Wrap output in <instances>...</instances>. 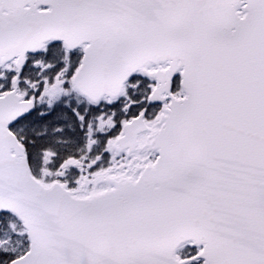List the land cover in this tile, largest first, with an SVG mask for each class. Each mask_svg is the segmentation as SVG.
Listing matches in <instances>:
<instances>
[{
	"label": "snow or ice",
	"instance_id": "obj_1",
	"mask_svg": "<svg viewBox=\"0 0 264 264\" xmlns=\"http://www.w3.org/2000/svg\"><path fill=\"white\" fill-rule=\"evenodd\" d=\"M0 264H264V0H0Z\"/></svg>",
	"mask_w": 264,
	"mask_h": 264
}]
</instances>
